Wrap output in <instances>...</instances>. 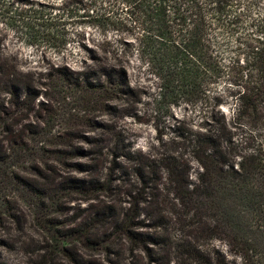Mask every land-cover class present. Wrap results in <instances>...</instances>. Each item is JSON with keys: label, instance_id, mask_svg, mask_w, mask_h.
<instances>
[{"label": "rangeland", "instance_id": "1", "mask_svg": "<svg viewBox=\"0 0 264 264\" xmlns=\"http://www.w3.org/2000/svg\"><path fill=\"white\" fill-rule=\"evenodd\" d=\"M89 3L0 0V211L5 219L0 235L7 228H22L32 246L42 234L36 218L53 220L61 230L67 220L92 217L107 206L126 212L149 199L150 188L163 178L146 165L165 148L186 156L188 149L180 147L176 134L200 123L197 106L172 105L168 97L153 102L159 101L160 81L140 61L136 34L127 23H118L120 13L111 0ZM261 32L264 0H254L222 39L226 69L216 91L224 97L219 110L230 128L235 105L229 94L239 91L234 85L246 72V47L257 46L254 40ZM117 52L123 56L114 60ZM104 57L111 66L126 68L129 90L110 89L103 97L72 84L90 67L99 71ZM231 59L237 65L229 69ZM91 75L94 83L101 81L98 72ZM231 133L238 155L264 151V106L254 120H243ZM190 165L193 179L197 166ZM13 176L51 191L43 209ZM73 180L86 190H68ZM214 245L225 252L221 244ZM0 252L13 262L18 258Z\"/></svg>", "mask_w": 264, "mask_h": 264}, {"label": "trees", "instance_id": "2", "mask_svg": "<svg viewBox=\"0 0 264 264\" xmlns=\"http://www.w3.org/2000/svg\"><path fill=\"white\" fill-rule=\"evenodd\" d=\"M98 1L106 0L89 4ZM111 1L120 13L118 23H127L137 36L140 61L160 81L159 101L153 102L168 97L172 105L181 101L199 107L196 128L176 134L188 152L185 156L165 148L146 165L160 172L163 181L150 188L149 199L126 212L107 206L92 217L67 220L61 230L53 220L36 218L42 234L31 247L26 241L32 239L22 228L5 229L0 250L18 258L13 262L0 252V264H264V151L238 155L231 133L243 120H254L264 106V32L254 40L257 46L246 47V72L234 85L239 91L229 94L235 105L231 128L219 110L224 97L216 91L226 69L222 39L254 0ZM112 56L117 60L123 55ZM104 61L97 67L101 81H92L91 74L97 72L90 67L89 74L72 84L102 96L110 89L129 90L126 68L111 66L107 57ZM234 65L237 61L232 60L227 68ZM191 162L197 166L193 179ZM13 178L43 209L51 191ZM77 183L71 181L68 190H86ZM4 220L0 211V227ZM9 230L16 233L11 236Z\"/></svg>", "mask_w": 264, "mask_h": 264}]
</instances>
